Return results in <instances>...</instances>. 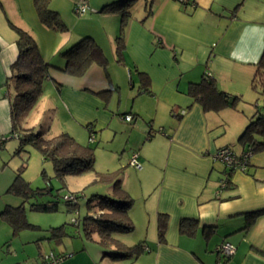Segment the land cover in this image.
Returning <instances> with one entry per match:
<instances>
[{
	"label": "crops",
	"instance_id": "crops-1",
	"mask_svg": "<svg viewBox=\"0 0 264 264\" xmlns=\"http://www.w3.org/2000/svg\"><path fill=\"white\" fill-rule=\"evenodd\" d=\"M121 1L51 0L48 8L65 28L59 32L39 21L33 0H0V145L12 132L7 85L18 56L13 27L27 32L43 60L59 69L65 65L63 53L91 38L105 67L91 64L79 77L53 70L51 77L58 81L65 118L86 129L88 143L115 142L101 160L116 166L120 187L132 200L134 230L122 237L134 245L144 241L148 249L135 260H111L83 245L74 253L55 254L64 257L57 264H264V214L250 218L243 230L249 217L264 210V151L250 157L245 172L229 173L213 159L223 147L242 153L240 135L251 117L264 115L256 104L248 115L241 107L264 50V0H138L117 51L120 14L102 10ZM78 2L89 8L79 17L73 12ZM204 73L220 91L240 98L237 109L204 111L186 96L188 85ZM142 74L149 79V93L140 92ZM125 115L130 122L121 119ZM131 151L140 169L123 160ZM12 182L0 170V192ZM13 200L17 204H0V212L20 206ZM159 215L167 217L163 243ZM182 220L195 221L193 235L181 233ZM223 243L234 248L227 260L218 253Z\"/></svg>",
	"mask_w": 264,
	"mask_h": 264
},
{
	"label": "trees",
	"instance_id": "trees-1",
	"mask_svg": "<svg viewBox=\"0 0 264 264\" xmlns=\"http://www.w3.org/2000/svg\"><path fill=\"white\" fill-rule=\"evenodd\" d=\"M51 0H33V6L39 21L46 27L54 31L63 32L65 28L57 16V14L49 10ZM138 0H123L119 3L105 7L102 11H118L120 14V27L116 37V49L121 51L123 48V36L125 22L129 19V10ZM16 32V46L18 56L11 69V77L8 79L7 88L10 93V111L12 121L11 139L19 140L20 149L25 145L33 146L41 154L44 161L52 163L55 176L63 179L67 175H80L85 172L93 171L94 168V149L89 145H81L67 134H59L48 139L41 135L26 133L21 126L26 114L40 98L43 89V83L51 81V72L58 71L69 76L79 77L91 65L96 64L101 67L106 66L105 57L101 49L94 44L91 38H84L75 46L67 50L61 56L65 60L63 68H56L46 63L41 57L38 47L33 38L25 31L13 27ZM140 92L149 93V79L145 75H140ZM57 89L59 86L56 84ZM251 89L264 99V50L259 62L255 66L254 74L251 80ZM186 96L193 101L199 103L204 111L218 112L225 108L237 109L240 98L230 96L222 91L216 85L214 79L207 73H204L198 82L188 85ZM24 118V119H23ZM17 137H13V135ZM92 132H89L91 138ZM4 141V140H2ZM238 142L244 146L243 153H250L251 156L264 151V115L259 114L251 117L249 123L240 135ZM229 148V147H223ZM221 149V148H220ZM231 149V148H229ZM219 150V149H218ZM232 150V149H231ZM233 151V150H232ZM234 152V151H233ZM235 153V152H234ZM237 154V153H236ZM25 169L21 166L15 173V178L7 190V193L22 199H29L34 195L28 183L21 178V171ZM234 170H229V173ZM110 174V175H109ZM120 173H105L101 176L103 181H109L114 178L111 188L113 190V198L95 195L88 202V209H95V214L87 215L80 222L82 234L85 240L91 241L93 236L98 238L101 246V257L111 260L121 259H137L146 252V242L142 241L133 246L127 247L122 244L116 237L129 235L133 232L134 227L129 218V210L132 200L121 189L119 181ZM227 183V179L223 180ZM41 195V194H40ZM77 201L80 196L71 193ZM68 212H76L78 208L77 202L70 204L64 200ZM31 208L37 212H54L57 209V203L31 205ZM263 211L254 213L253 217H249L246 231L252 224V218L263 215ZM251 218V219H250ZM0 219L4 220L12 229V234L17 235L24 229L37 228L29 224L26 219L23 206L5 207L0 212ZM73 224V223H72ZM180 231L182 234L193 235L196 223L193 220H182L180 222ZM167 228V217L159 215L157 218L158 242L163 243ZM50 239H54L60 243L65 235V227L59 226L50 229ZM62 257L63 255H55ZM227 260V259H226ZM44 258L40 264L44 263Z\"/></svg>",
	"mask_w": 264,
	"mask_h": 264
},
{
	"label": "rangeland",
	"instance_id": "rangeland-1",
	"mask_svg": "<svg viewBox=\"0 0 264 264\" xmlns=\"http://www.w3.org/2000/svg\"><path fill=\"white\" fill-rule=\"evenodd\" d=\"M139 6L140 2L138 1L131 8L132 11L137 10L136 8ZM57 82L51 79V81L43 83V92L40 98L28 111L25 119L23 118L24 121L22 120L21 126L26 133L41 135L45 139L58 136L59 134H67L81 145L89 144L90 148L94 149V168L93 171L80 175H67L60 179L55 176L52 163L44 161L41 154L33 146L25 145L17 153L16 151L20 145L19 140L7 138V141L0 145V170H3L5 175H9L12 182L17 170L24 166L25 169L21 171V178L35 192L29 199L24 200L7 193V189L11 184L9 183L7 188L0 192V204L2 206L8 203L17 204L13 200L17 199L18 205L23 206L29 224L37 227L24 229L17 235H13L11 227L0 219V264H40L41 257L50 254V252L59 254L63 250H71L74 253L82 248L81 246L83 245L101 251L98 238L94 236L93 241L85 240L81 225L78 224L76 227L72 224V220L76 219L80 223L85 216L95 214L96 210L94 208L88 209V202L92 196L100 195L113 198L111 184L114 178H112L113 180L109 179V181L101 179L105 172H114L113 170L116 169V166L108 163V160L105 164L101 160L103 155V158H105L106 153L111 151L109 148L112 143L109 144L103 140L100 145L99 142L88 143V132L86 129L76 127L71 120L65 118L66 112L57 96ZM255 104L258 108H264V99L260 98L257 92L251 89V92L246 93L241 102L244 114L248 115V112L253 109ZM158 130L157 127V133ZM114 145L115 142L112 146ZM97 146L98 148L96 149ZM131 152L128 153L129 157ZM127 156H123V160L125 158L126 160L127 158L129 159ZM71 193H76L80 196L77 201V214L68 212L63 201L64 195ZM52 203H57V209L54 212H37L31 208L33 204L46 205ZM62 225L65 227V235L60 243H57L54 239L49 240L50 229ZM116 239L120 242H125V244H132L130 243V237L119 236ZM129 262L128 260L120 261L121 264H128Z\"/></svg>",
	"mask_w": 264,
	"mask_h": 264
},
{
	"label": "built area",
	"instance_id": "built-area-1",
	"mask_svg": "<svg viewBox=\"0 0 264 264\" xmlns=\"http://www.w3.org/2000/svg\"><path fill=\"white\" fill-rule=\"evenodd\" d=\"M183 4L187 3V0H180ZM73 12L77 16H83L87 12H89V8L87 5H85L82 2H78L73 6ZM122 120L125 122H130L131 121V116L125 115L121 117ZM13 137H17L15 134ZM92 141V139H89ZM251 157L250 153H243L239 156V154L234 153L231 149L229 148H221L216 151V153L213 156V159L216 161H220L225 165V168L228 170H234V171H241L245 172L248 165H249V159ZM128 165L135 168V169H140L141 165L138 162V155L136 152H132L130 154V157L128 159ZM221 186H226L225 181H221ZM64 200L68 201L70 204H73L77 202V199L72 196L71 194L69 195H64L63 197ZM72 223L76 224V220H72ZM234 252L233 246H231L229 243H223L219 248H218V253L224 258L228 259L231 257V255ZM64 257H55L51 253L46 255L44 257V263L45 264H57L60 260H62Z\"/></svg>",
	"mask_w": 264,
	"mask_h": 264
}]
</instances>
